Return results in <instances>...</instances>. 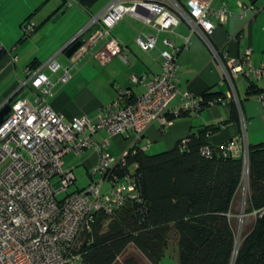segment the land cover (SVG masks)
<instances>
[{"label":"built area","instance_id":"built-area-1","mask_svg":"<svg viewBox=\"0 0 264 264\" xmlns=\"http://www.w3.org/2000/svg\"><path fill=\"white\" fill-rule=\"evenodd\" d=\"M208 2L187 0L181 5L178 0H109L79 32L81 34L91 25H96L68 57L71 62H76L105 37L104 47L97 54L99 62L105 64L114 56L124 59L123 45L110 31L127 14L136 16L157 32L168 33H174L173 28L182 18L201 37L222 67L229 87L224 96L204 100L202 95H194L179 87L176 64L181 47L169 37L162 40L167 48L159 53L161 71L130 78L134 83H143L144 92L134 95L130 88L118 87L115 99L101 105L93 117L75 115L65 119L49 103L53 95L52 84L43 69L47 67L56 72L62 68L58 78L66 81L71 75L68 66L62 67L51 57L35 67L24 68L23 85L29 86L32 96L11 102L9 112L0 122V165L7 162L0 170V264H83L77 250V237L82 230L90 228L96 212L112 215L127 199L140 200L137 175L124 169L129 148L139 146L151 123L156 120L166 122L165 112L176 99H179L177 114L197 111L207 105L235 104L239 132L226 141L222 153L240 157L248 175L245 121L233 76L242 74L246 79L262 80L264 62L254 65L250 46L241 57L223 58L211 38L215 26L224 23L232 12L225 4L214 9ZM67 3L71 5L72 0H67ZM239 5L247 8L242 3ZM250 8L253 12L258 10L254 6ZM21 28L24 36H28L34 31L35 23L25 22ZM135 41L141 49L149 51L156 45L157 34L139 33ZM14 47L16 45L7 50L0 41V52L13 53ZM255 98L264 105V91L257 93ZM101 131L109 136L132 135V142L115 157L109 152L108 137H94ZM187 142V137L180 139V149ZM87 149L97 155L96 162L88 171L91 180L83 188L57 199V193L66 191L76 180L72 168L62 166L63 156L69 152L79 154ZM201 153L210 156L211 148L204 145ZM54 177H58L55 182L52 181Z\"/></svg>","mask_w":264,"mask_h":264},{"label":"crops","instance_id":"crops-1","mask_svg":"<svg viewBox=\"0 0 264 264\" xmlns=\"http://www.w3.org/2000/svg\"><path fill=\"white\" fill-rule=\"evenodd\" d=\"M184 5L187 0H178ZM211 8L217 9L225 4L232 12L227 20L218 24L212 33V41L221 51L223 58L241 57L246 48L252 49L251 57L254 65L264 62V7L263 0H207ZM242 3L247 8L240 6ZM106 0H95L89 5L79 0H0V41L8 50L16 45L13 53L6 50L0 52V109L17 98L31 97L29 86H24V68L29 64L44 63L54 57L62 67L68 66L70 77L66 81L59 80L62 68L51 72L47 67L43 71L51 81V107L62 114L65 119L75 115L95 116L101 105L111 102L117 96V88H130L134 95L144 92L143 83H134L133 75L142 76L156 74L161 71L160 51L167 48L164 37L171 38L181 49L177 55V77L180 88L188 89L194 95L203 93L225 94L228 82L224 78L222 67L217 62L209 47L201 37L193 32L189 24L180 18L174 33L155 31L141 19L132 14L125 15L111 28V35L123 45L122 54L112 57L105 64L97 58L104 47L106 38L100 39L76 62H71L64 52L65 45L79 35L89 23L92 15L98 13ZM250 6L257 7L256 12ZM63 11V12H62ZM243 13V15H241ZM59 14L55 20L53 18ZM35 23L34 31L26 39L20 40L21 25L26 21ZM89 30L83 32L84 38ZM153 32L157 34L154 48L149 51L141 49L136 43L137 34ZM20 40V41H19ZM16 55V59L13 56ZM249 79L242 74H235L238 99H240L242 115L245 121L247 142L264 143V105L257 99L256 92L248 88ZM257 88H264V79L255 81ZM179 99L174 100L165 112V120H156L144 131L139 146L147 153L175 147L177 142L191 133L205 127L215 129L210 133L209 141L221 144L239 132L231 104H214L203 106L197 111L175 113ZM108 136L106 132L96 133L99 139ZM108 149L113 156H118L127 145L126 135L108 136ZM78 162L75 165H63L67 168L83 165L91 180L89 167L97 160L91 149L75 154ZM86 183V184H87ZM78 189V188H77Z\"/></svg>","mask_w":264,"mask_h":264},{"label":"trees","instance_id":"trees-1","mask_svg":"<svg viewBox=\"0 0 264 264\" xmlns=\"http://www.w3.org/2000/svg\"><path fill=\"white\" fill-rule=\"evenodd\" d=\"M79 1L89 5L95 0ZM20 35V40L30 36ZM255 81L248 80L250 91H264ZM219 95L202 94L204 100ZM229 104L237 123V108ZM214 129L205 126L186 136L181 149L179 141L156 153L138 145L129 148L124 169L137 175L141 198L127 199L112 215L96 212L90 228L77 237L83 264H161L170 237L177 242L179 264H264V143H248L244 212L255 211L256 217L238 241L229 214L242 186L243 162L223 155L226 142L209 141ZM204 145L211 148L210 156L201 153ZM129 245L136 251L127 252Z\"/></svg>","mask_w":264,"mask_h":264},{"label":"rangeland","instance_id":"rangeland-1","mask_svg":"<svg viewBox=\"0 0 264 264\" xmlns=\"http://www.w3.org/2000/svg\"><path fill=\"white\" fill-rule=\"evenodd\" d=\"M109 0H106V3H108ZM108 135V134H107ZM121 135V134H120ZM109 136V135H108ZM106 136V137H108ZM132 135H126L127 139V145L125 148L132 142ZM122 151V150H121ZM120 152V151H119ZM157 152V151H156ZM155 152V153H156ZM159 152V151H158ZM121 153V152H120ZM119 156V155H118ZM63 160L65 161V165L70 164L75 165L79 160L77 155L68 153ZM7 162H4L3 164L0 165V170L6 165ZM79 163V162H78ZM248 168H249V163H248ZM249 170V169H248ZM244 171V170H243ZM73 172L75 174V183L70 185L66 191H61L57 193L56 198L61 199L63 198L67 193L72 192L73 190L77 188H83V186L86 185L88 181V177L86 174V169L83 165H76V167L73 168ZM58 177L52 178V181H56ZM247 180H248V175L247 172L244 171L243 175V180H242V186L240 187L238 193L236 194L237 197L235 198L234 204H233V212H231L230 219L232 221L233 225V231H235L236 239L240 241L242 240V237L247 233L248 230H250L254 224V220L256 217V212H244V209L246 208V203H245V194H246V186H247ZM136 251L135 248H133L132 245H129L127 247V252H132ZM178 246L177 242L174 239V237H170L169 240H167V244L165 247V251L163 256L161 257V264H179L178 260Z\"/></svg>","mask_w":264,"mask_h":264},{"label":"water","instance_id":"water-1","mask_svg":"<svg viewBox=\"0 0 264 264\" xmlns=\"http://www.w3.org/2000/svg\"><path fill=\"white\" fill-rule=\"evenodd\" d=\"M58 16L59 14H56L53 20H55V18H57ZM80 43H81V39L77 36L74 39H72L69 44L65 45L64 52L67 55V57L70 56L77 49ZM10 107H11L10 103H7L5 107L0 109V122L2 121L3 117L7 114V112H9Z\"/></svg>","mask_w":264,"mask_h":264}]
</instances>
